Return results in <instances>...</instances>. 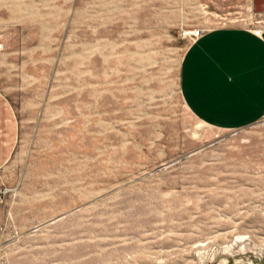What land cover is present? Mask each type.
<instances>
[{"label":"rangeland","instance_id":"rangeland-1","mask_svg":"<svg viewBox=\"0 0 264 264\" xmlns=\"http://www.w3.org/2000/svg\"><path fill=\"white\" fill-rule=\"evenodd\" d=\"M220 25L264 0H0V264H264V115L182 95Z\"/></svg>","mask_w":264,"mask_h":264},{"label":"crops","instance_id":"crops-1","mask_svg":"<svg viewBox=\"0 0 264 264\" xmlns=\"http://www.w3.org/2000/svg\"><path fill=\"white\" fill-rule=\"evenodd\" d=\"M186 104L204 122L223 128L264 115V30L220 25L186 50L181 72Z\"/></svg>","mask_w":264,"mask_h":264},{"label":"built area","instance_id":"built-area-1","mask_svg":"<svg viewBox=\"0 0 264 264\" xmlns=\"http://www.w3.org/2000/svg\"><path fill=\"white\" fill-rule=\"evenodd\" d=\"M206 32V29L203 27H193V28H184L183 29V35L185 37L191 38L193 41L197 40L199 37H201Z\"/></svg>","mask_w":264,"mask_h":264}]
</instances>
